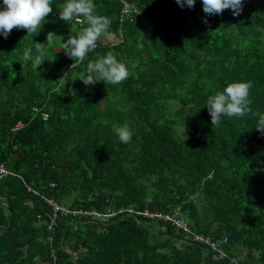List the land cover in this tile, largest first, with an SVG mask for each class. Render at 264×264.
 <instances>
[{
	"label": "trees",
	"instance_id": "trees-1",
	"mask_svg": "<svg viewBox=\"0 0 264 264\" xmlns=\"http://www.w3.org/2000/svg\"><path fill=\"white\" fill-rule=\"evenodd\" d=\"M128 1L138 12L123 19L119 0H94L111 24L72 69L63 43L86 25L59 18L66 0H53L40 32L0 34V162L15 173L0 179V226L12 218L0 264H264V133L250 116L213 128L206 106L228 83L251 81V107L264 113V0H243L239 16L208 15L202 0ZM50 31L55 46L36 69L24 49L34 57ZM109 51L131 75L86 86L88 63ZM125 123L128 144L113 132ZM27 185L70 211L115 215L59 212L50 230L54 208ZM146 209H179L225 257L136 213Z\"/></svg>",
	"mask_w": 264,
	"mask_h": 264
},
{
	"label": "clouds",
	"instance_id": "clouds-1",
	"mask_svg": "<svg viewBox=\"0 0 264 264\" xmlns=\"http://www.w3.org/2000/svg\"><path fill=\"white\" fill-rule=\"evenodd\" d=\"M176 2L181 7L193 8L196 0H176ZM202 3L203 11L208 15L222 14L224 10L231 9L234 16H239L243 11V0H202ZM51 13H53V0H3V5L0 6V34L7 39L13 29L26 30L27 35L40 32ZM59 18L70 24L74 18H82L79 22L86 25L81 28L78 35H71L63 43V51L75 61L71 65L72 69L77 63L83 62L88 53L96 49L98 41L107 33L111 21L107 17L96 14L94 0H66ZM204 22L208 23L207 20ZM56 36L50 31L47 33L46 43L35 42L34 57L33 48L25 47L23 60H31L33 66L38 69L47 59V50L55 46ZM130 75L126 62L121 61L109 51L102 58L90 61L86 74L79 79L86 86L95 85L98 82L116 86L128 79ZM252 87L251 81L231 82L222 90L208 96L206 106L213 128L219 126L225 117L250 116L258 117L255 129L264 133V113L254 111L251 107ZM113 132L124 144L130 143L134 134L132 128L126 123L113 126Z\"/></svg>",
	"mask_w": 264,
	"mask_h": 264
},
{
	"label": "built area",
	"instance_id": "built-area-1",
	"mask_svg": "<svg viewBox=\"0 0 264 264\" xmlns=\"http://www.w3.org/2000/svg\"><path fill=\"white\" fill-rule=\"evenodd\" d=\"M119 2L122 5V18H126L130 16L131 12H138V9L135 4L130 3L128 0H119ZM79 21V19H77ZM36 112H39L40 110L38 108H34ZM43 119H48V113L41 111L40 112ZM23 123H19L17 128L21 127ZM16 128V129H17ZM9 175H15L4 162H0V179H3ZM27 188L30 192H32L35 195L41 196L44 198V200L50 204L54 208V216L52 218L51 223L48 224V229L54 230L53 225L55 223L57 214L61 212L62 214H67L69 212H72L74 215L80 214V215H96L98 218H109L115 215L114 212H108V213H101L98 211H70L65 206L61 205L60 203L56 202L55 200L48 198L44 195V193L41 190L35 189L32 186L27 185ZM131 213H135V210L129 209ZM139 215H142L146 218L152 219V220H163V221H172L174 225L177 226L179 229H183L184 232L191 237L193 241H197L203 244H206L211 247L213 251H215L216 257H225L224 251L221 249V242L219 240L213 239L211 237H208L202 233H198L194 231L191 227V225L184 219L181 218L179 209L175 210L173 213H165L160 211H150V210H144V211H137L136 212ZM226 241V238L224 239Z\"/></svg>",
	"mask_w": 264,
	"mask_h": 264
},
{
	"label": "water",
	"instance_id": "water-1",
	"mask_svg": "<svg viewBox=\"0 0 264 264\" xmlns=\"http://www.w3.org/2000/svg\"><path fill=\"white\" fill-rule=\"evenodd\" d=\"M0 201H2L1 198H0ZM12 217H13V216H12ZM11 224H12V218H11V221H10L9 225H8L7 227H2V226H0V230H7V229H9L10 226H11Z\"/></svg>",
	"mask_w": 264,
	"mask_h": 264
},
{
	"label": "rangeland",
	"instance_id": "rangeland-1",
	"mask_svg": "<svg viewBox=\"0 0 264 264\" xmlns=\"http://www.w3.org/2000/svg\"><path fill=\"white\" fill-rule=\"evenodd\" d=\"M109 37V36H108ZM73 257H75L76 258V255L75 254H73Z\"/></svg>",
	"mask_w": 264,
	"mask_h": 264
},
{
	"label": "bare ground",
	"instance_id": "bare-ground-1",
	"mask_svg": "<svg viewBox=\"0 0 264 264\" xmlns=\"http://www.w3.org/2000/svg\"><path fill=\"white\" fill-rule=\"evenodd\" d=\"M136 218V217H135ZM181 235V234H180ZM208 248H210V247H208ZM209 250V249H208ZM212 250V249H211ZM216 253V252H215ZM216 256V255H215Z\"/></svg>",
	"mask_w": 264,
	"mask_h": 264
},
{
	"label": "crops",
	"instance_id": "crops-1",
	"mask_svg": "<svg viewBox=\"0 0 264 264\" xmlns=\"http://www.w3.org/2000/svg\"><path fill=\"white\" fill-rule=\"evenodd\" d=\"M245 253V252H244ZM74 254V253H73ZM76 255V254H75Z\"/></svg>",
	"mask_w": 264,
	"mask_h": 264
}]
</instances>
